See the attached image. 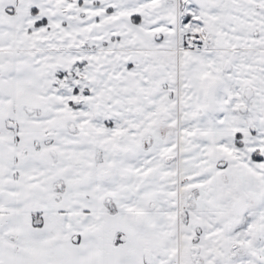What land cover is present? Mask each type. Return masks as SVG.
<instances>
[{"label": "snow or ice", "instance_id": "snow-or-ice-1", "mask_svg": "<svg viewBox=\"0 0 264 264\" xmlns=\"http://www.w3.org/2000/svg\"><path fill=\"white\" fill-rule=\"evenodd\" d=\"M0 264H264V0H0Z\"/></svg>", "mask_w": 264, "mask_h": 264}]
</instances>
